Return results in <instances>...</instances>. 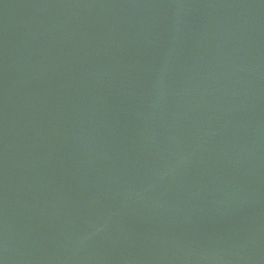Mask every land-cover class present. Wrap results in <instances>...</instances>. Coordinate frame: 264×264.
<instances>
[{
	"label": "water",
	"instance_id": "obj_1",
	"mask_svg": "<svg viewBox=\"0 0 264 264\" xmlns=\"http://www.w3.org/2000/svg\"><path fill=\"white\" fill-rule=\"evenodd\" d=\"M0 264H264V0H0Z\"/></svg>",
	"mask_w": 264,
	"mask_h": 264
}]
</instances>
